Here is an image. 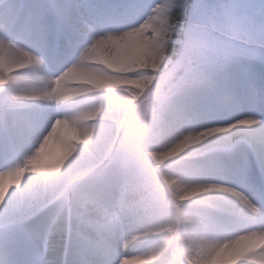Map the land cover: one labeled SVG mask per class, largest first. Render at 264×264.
Instances as JSON below:
<instances>
[{
  "label": "rangeland",
  "instance_id": "obj_1",
  "mask_svg": "<svg viewBox=\"0 0 264 264\" xmlns=\"http://www.w3.org/2000/svg\"><path fill=\"white\" fill-rule=\"evenodd\" d=\"M86 1L87 0H79L80 7H86ZM136 1L139 5V10L143 9V12H131L132 14H128L131 23L134 24V21L137 19L140 20L143 17L150 18L154 21L151 27H148L147 29L135 30L133 33L135 37L129 40V43L133 47L139 45L140 40L148 41L147 43L150 46L140 57V60L131 62L128 68L122 70L123 72L121 74L118 72L108 73L105 72V66H107L105 63L107 62H105L104 53L100 54L98 50H91L88 53L89 57L94 60L98 67L95 68L88 65V59L85 58L84 63L81 65V68L78 69V71L82 69L84 73L82 76L85 77L84 81L87 82L83 84V87L76 86V88L70 89H76L73 90L74 92L69 91V93L67 90H64L62 93H66L67 95L71 94L70 96L81 93L101 94L103 92L94 88L95 84L91 79L94 76L99 78H110L113 81V87L111 88L112 90L108 95H100L103 97L99 99L101 100L108 98V100H106L107 102L111 100L122 103V110H124V114L122 116H118L119 118H117V120H120V122L117 129L112 131V142L110 146L105 149V152L102 155L100 154L96 159H94V166L99 165L105 159L107 154L110 153L115 141L120 134L121 143H117V148L115 146L113 149H116V151L115 154L113 153L112 158H115V160L118 159L120 163L123 161L126 163L127 161L130 171H139L143 175H145L143 173L145 172L147 175L149 174L147 177L150 179L153 177V172L155 171V166L152 161L158 165H169L164 162L166 160L164 156L159 155L158 151L152 150L154 142L151 140L150 136H152L151 126L153 121V112H150V118L148 117L149 122L147 124L143 115L147 113V111H150V105L153 102L151 99L157 102L159 95L164 94V92H168V83L176 78H180L183 75H189L191 80H201L218 76L223 71L222 69L226 67L224 65L227 64L228 61L234 60L235 62H242L244 57L250 58L249 60L257 61L263 58L262 62H264V0H191L188 11L183 13V17H185L184 22L174 20L172 14L175 8L180 7V5L185 6L187 0ZM17 2L18 0H15V3ZM48 2V0H40V3H43L44 5H48ZM70 2L71 0L62 1V8H69L71 6ZM10 11L14 12L13 10ZM12 17L13 14L12 16L9 15V19H12ZM143 23L141 22L140 25L143 26ZM2 30L3 28H0V33ZM29 31L30 30L27 32ZM3 32H5V29ZM115 36L120 37V34L116 33ZM124 42L125 40L122 42V44ZM168 42L170 43L169 48H173L178 51L177 58L173 62L171 61L170 57L164 53L165 46ZM12 45L13 44L10 43V41L5 42L3 37L0 35V76L8 72L4 66L9 64L8 61L11 59L12 55L19 57L22 59V61L26 60L24 63L22 62L21 64H18V66L22 65V67L25 68L24 71L27 70V63H32L33 61L40 67L46 68V65L44 66L42 64L43 62L39 61L32 55L29 56L22 51L14 54V52L17 51ZM111 50L113 52L114 48L110 49V51ZM258 57L261 58L257 59ZM158 60L161 62H158ZM14 67H17V65ZM25 77L30 81H34L32 73H26ZM53 80L55 79H52L51 82L56 83ZM15 81L16 79H13L12 83H8V86L5 85L3 88H0V135H9V139L12 140V146L14 147L15 151L17 150V153L21 155L16 157L15 154L14 158V154H11L13 148H4L6 153L8 155L10 154L11 159L7 163L8 168L6 167L4 169L5 176L8 178L9 194L0 198V264H6V262L3 260L5 257L4 251H8L7 246L9 245L8 243L10 242V238L19 240L15 236V229L16 227L20 226L18 222L20 220L27 219L30 215L38 211L51 200L59 198V196H63L64 191L69 189L74 184L75 180L77 179L76 177H80V174H83V172L86 171H80L82 168L78 170L75 169V171L67 175L62 167L60 169H55L56 167L54 165V157H48L46 166L43 167L40 163L39 156L33 155L30 153V150L25 152V154L22 153L21 145L14 137V130H9L10 127H7L5 118H2V116H6V114L14 116L16 111L25 109L26 107L19 99H16L14 95L10 93L9 87H11ZM50 83L44 85L45 87L36 85L28 90L29 94L40 92L42 97L33 107H31L30 113H32L29 117L35 115L34 113H42L50 116L51 118H55V116L60 113L58 121L64 123V125L66 123L72 122L74 119L69 113L73 105L68 106L69 110H66V113L64 112V109H66L65 107L56 108V103L61 102L63 99L60 98L57 100V97L55 96V88H50ZM58 90H60V88ZM231 98L236 99L237 93L235 92ZM71 100V98H65L63 102L65 101L67 103ZM101 103L104 102L102 101ZM74 106L76 111L79 112V104ZM97 106L99 105H96L93 108H96ZM21 118H23V116H21ZM260 121L261 120L258 118V116L238 115L231 118L229 125L227 124L226 126L224 124L221 125V127L225 126L226 128H229L231 126L250 124L254 122H258L262 125V122ZM141 122L145 124V126L149 125L148 130L144 135L135 129V126ZM99 127L100 126H95L93 123L88 121H81L79 124L74 125L73 131H68L67 128H60L58 130L59 135L55 139V142L58 143L59 146L55 147V150L63 154L64 144L73 148H77L75 143L77 140H81L79 134L82 133L81 131L87 130L90 133H93ZM248 137L249 135L244 136L243 138ZM139 144L141 145L139 146ZM164 144L166 145V142ZM226 145L230 146V141H227ZM254 146L259 152V156L262 160L264 156L262 151L256 144ZM76 150L77 149H75V151ZM152 152L156 153V155H153ZM185 153L187 152L184 151L181 153V155L178 154V156H182ZM87 155L92 156V153L90 154L89 152ZM123 155L124 158H126V161L124 160ZM34 166H37V169H35ZM94 166H91L88 169L91 170V168ZM170 166H168V168ZM168 168L166 169V172L159 174V176L162 175L163 179H167V181L171 183L172 188L170 191L174 192L179 189L178 185H185L188 180H186L185 177L176 175L174 171H170ZM174 170H176L175 166ZM62 173L64 174L65 179L62 182H58L56 177ZM42 176L44 178L43 185L41 184ZM204 180L206 179H194V182L192 183L197 185H210ZM151 181L153 182V180ZM200 181H202V183H199ZM158 182L159 179H156L152 183V189L154 188L155 190L156 186H159ZM147 184H149V182H146L142 188H145L144 191L149 190L147 189L149 187ZM160 191L162 190L160 189ZM165 195L168 197V194ZM117 196H120L124 200L129 199L130 202L132 201L131 195L127 196L122 191L120 195ZM181 196H183V194ZM167 197L164 198V195L162 194L158 198H160V200L165 203L168 202ZM160 205L161 203H157V210L155 211V214L159 216L167 215L171 221V225H174L178 219L176 216L177 212L170 211L171 207L170 204L168 206V203H166L164 209H158ZM82 206L83 205L81 203V213H77L75 216L71 215L72 212L70 213V223L68 225L65 220H63V223L62 219H58V221L55 223L51 222L52 225L50 226L52 227L48 226L49 218H44L41 221L44 224L46 223L47 229H45V233H50L53 228L56 229L54 232H58V238H56V234H50V240L45 244L50 247L54 246L56 248V256V254L59 255V253H63V249H66V240L72 239L71 233L69 235V232L74 231L72 229L80 230L85 234H98L100 237H102L104 243L112 246L113 248L115 247L117 251L120 252L122 258L121 264H125L127 259L130 258L125 255V252L128 249H122L120 238L114 239L111 237L113 235L118 236V233L120 234V230L116 227L115 223L110 229H108L106 226L99 223L97 219V216L102 214L101 212L105 209H97V207H93L92 210L88 211V208H85L84 210V206ZM109 214L112 215L111 212H109ZM126 218L127 217L125 216V219ZM24 227L27 229L26 226H23V229ZM173 228L176 230L175 225ZM136 229H134V225L131 223L128 224V227L124 228V232L126 233L132 230V232L135 233ZM186 230L187 226H184L183 233H180L182 241L185 239V242L181 246L182 250L180 254L178 253L179 255L177 254L174 256L172 263L170 264H204L206 260L201 259V255L204 250L200 247L196 248V246H193L191 243L187 242L188 240H186L185 235ZM193 231L208 239V241H219L214 236L212 238L208 237L207 234L199 231L195 227L193 228ZM3 232L7 233L4 237L2 236ZM28 233L31 232L29 231ZM139 238L137 241L141 240V238ZM110 239H112L113 242ZM233 240L235 239H229V241H227L231 242ZM72 241L68 244L70 245ZM80 241L82 242V239H80ZM223 241L227 242L226 240ZM32 242L35 247L41 245V241L32 240ZM74 242L75 241H73V243ZM82 245L86 248L84 243ZM36 249L38 260H36V255L32 256L30 253L25 255L24 249L19 261L25 262L23 259H25V256L28 258L29 254L30 259H32V264H63L59 261H47V258L50 259L52 255H50V251L48 252V250H45L44 247H40L39 249L36 247ZM80 251L81 249H79L77 253H80ZM89 251L90 250H84V254L81 251V254L84 255L85 258H82L83 260L80 264H96L100 262L98 260L100 257L97 254L92 256V252L90 251V253ZM30 259L28 258L29 261Z\"/></svg>",
  "mask_w": 264,
  "mask_h": 264
},
{
  "label": "bare ground",
  "instance_id": "obj_2",
  "mask_svg": "<svg viewBox=\"0 0 264 264\" xmlns=\"http://www.w3.org/2000/svg\"><path fill=\"white\" fill-rule=\"evenodd\" d=\"M33 1L29 7L32 11H36V18L39 19L41 17V7H36V3L34 7L32 5ZM77 1L72 4V12L67 15L69 20L67 18L66 19L68 23L72 22V24L70 23L72 27L74 26L76 29L86 31L87 36L91 39V41L87 42L89 52L91 50H98L100 54L104 53V59L105 62H107L105 63L107 64V66H105V72H118L121 74L123 72L122 70L128 68L131 62L140 60V57L150 46L147 43L148 41L140 40V44L133 47L129 43V40L135 37L133 35L135 31L128 28L121 30V28L118 27V21H113L112 19H108L107 17H103L101 15L102 13L108 15V12L110 11L106 3H103L100 0H93L90 7L84 10L80 7V4ZM36 2L38 6L41 5L38 0H36ZM0 4L6 9L17 7V5H15V0H0ZM153 22L154 21L152 19L145 17L143 26L139 29H147L148 27H151ZM70 25L62 23L61 27L62 29L64 27L66 30L72 32L73 30ZM116 33L120 34V37H116ZM124 40L125 42L122 44ZM112 48H114L113 52L112 50L110 51ZM15 53L17 54L18 51L14 52V54ZM85 58L88 59V65L95 68L98 67L94 60L89 57V54L86 53ZM260 58L261 57H258L257 59ZM249 59L250 58L246 57L243 58L246 62H258L257 60ZM10 60L8 61L9 64L4 66L8 72L0 76V88H3L5 85L8 86L9 82L12 83L13 79H16L15 83L9 87L10 93L26 106L25 109L16 111L15 115L7 121L10 129L14 130V137L21 145L22 153L25 154V152L30 150V153L33 155L39 156L40 163L43 167L46 166L48 157H54L55 169H60L62 167L67 175L75 171V169L78 170L82 168L80 171H83L87 170L91 166H94V159H96L100 154L102 155L105 152V149L109 147L112 142V131L117 129L120 122L117 118H119V115L122 116L124 114V110H122L123 104L117 101H111L110 99L108 102L106 100H102L104 103H100L96 108L92 107L84 109L83 111L73 115L74 120L70 123H66L65 125L64 123L58 121L59 116L51 118L50 116L42 113H34L35 115L29 117L32 113H30L31 107H33L42 97L40 92L29 94L28 90L36 85L45 87L44 85L49 84L51 82L48 76L49 71L43 70V68L34 61L32 63H27V70L24 71L25 68L22 67V65L18 66V64H21L22 62L24 63L26 60L22 61V59L14 55L11 56ZM259 61L262 62L263 58ZM158 62L161 61L158 60ZM16 65L17 67H14ZM80 68L81 64L78 63L74 68L76 71H69L62 79H59L58 81L53 80L56 83H50L49 87L55 88V96L57 97V100L60 98L63 100L65 98H71L72 100L68 102V104H81V101L84 99H88L93 102V98L94 101L100 100L99 98L103 97L100 95H108L112 90L113 81L110 78H99L94 76L91 79L95 84L94 88L98 89V91H102L103 93H81L73 96H70L71 94L67 95L66 93H62L64 90L74 92L73 90L76 89H70L76 88V86L83 87V84L87 82L84 81L85 77L82 76L84 74L82 69L78 71ZM26 73H32L34 81H30L26 78ZM59 88L60 90H58ZM262 93L264 95V91ZM63 100L58 102L56 105L59 106L61 104V106H64L66 102H63ZM164 107L165 104L160 109L155 111L154 115L156 121L152 122L151 130L154 142V148L152 147V150H156L159 152V155L164 156L166 159L164 162L174 166L182 162L187 165L189 163L196 162V159H200L202 155L213 154L217 151L220 152L221 155L226 156V160L230 161L228 164H231L233 159L236 161L238 160V162L242 161L241 163L251 168V174L255 173V175H259L260 172L264 175V156L261 160L259 152L254 146L256 144L264 155V116L263 118H259L262 125L258 122H254L226 128L225 126L221 127L218 123H215L212 126L205 125L194 127L195 125H190L189 117L190 115L195 113L197 114L198 111H201L202 106L200 107L194 103L184 105V107L177 110V113H173L175 110L170 108L169 114H172L164 115V117H162V109ZM207 107L209 108L212 106L207 105ZM21 116H23V118H21ZM180 120H185L186 122L181 123ZM81 121H88L93 123L95 126L100 127L93 133H90L87 130L81 131L82 133H79L81 140H77L75 143L77 148L64 144L63 154L55 150V147L59 146L58 143L55 142V139L59 135L58 130L60 128H67L68 131H73L74 125L79 124ZM229 123L227 124L229 125ZM227 124L225 125L227 126ZM243 135H249L250 138H243ZM227 141H230V146L226 145ZM163 142H166V145ZM75 149L77 150L75 151ZM184 151L187 153L182 156H178V154L181 155ZM89 152L90 154L92 153V156L87 155ZM153 155H156V153H153ZM120 167H123L124 169L125 165L117 162L111 166L114 171H117L118 169L120 170ZM34 168L37 169V166H34ZM160 168L167 169L168 165L165 166L164 164H160ZM62 174L56 177L58 182H62L65 179L64 174ZM111 174L112 173L107 172L106 176L111 178ZM176 175H179V173L176 172ZM114 178L122 187L121 182H123V179L121 172H116ZM250 178L248 182H245L250 186V192L258 194L263 198L262 195L264 194V186L261 187L256 185V181L252 178V176ZM43 179L44 178L42 176V185ZM131 180L130 188L127 192H125L132 197V203L128 199L129 204L134 205L136 208H140V205H142V208H144V205L149 203V210L147 209L142 212L144 213L142 216L146 220V223H143V220L139 218L137 224L140 226L137 227L135 233L131 231L127 234L128 241L136 246L137 250L135 254L137 256L138 249L146 247L151 243L157 244L154 248H150L140 256L134 257L135 259H127L125 264L172 263V259L179 251L178 234L181 232L180 228L174 230L173 227L174 225L181 227L183 224H187V227L189 226L185 233L187 235V242L196 246V248L200 247L204 250L201 255V259L206 260L204 264H264V225H262L255 234L250 233V235L247 234L231 242H228L229 239L227 238L225 240L228 241L224 242V239L219 237L217 234H211L208 232L209 227H217L210 221H206L208 220V214H220L221 212H225L231 217L243 219L244 221L248 220L247 222L249 225L260 222L262 223V221L264 223V216L262 217L259 213L253 211V198L251 196L247 194L243 195L242 193L231 189V187H225L222 183H220L221 186H211L202 184L197 185L189 181L185 185H178L179 189L171 192L170 182L162 177L159 178V188H156L154 192L151 193L149 190L144 191L145 188L142 189L144 184L149 181V178L141 172L135 171L133 176H131ZM258 183L261 182L259 181ZM161 185L165 186L164 189L161 188ZM224 185L229 186V184ZM165 193L170 194L168 200L175 199L177 201L175 204L177 207L172 206L171 208L179 209L181 214L180 219H178V222L174 225H171V221L167 215L159 216L155 214V221L148 220L145 216L147 213L156 211L157 203L162 201L158 197ZM8 194V178L5 176V170L0 167V198L5 197ZM180 194H183V196ZM162 207L163 204L160 205L158 209H161ZM97 217L99 223L101 224L112 223L110 215L103 213ZM199 218L202 219L206 226L203 225V222L200 223ZM186 220H188V222H186ZM252 220H254V222H249ZM67 223H70V219H68ZM237 226L239 225L233 224L230 228H232V231L236 232L246 230V227L241 228ZM191 227H195L199 231L207 234L208 237L212 238L214 236L219 241L213 239V241H208V239L194 232ZM216 229L220 231L222 228ZM51 233L56 234V238H58V232H54L52 230L50 231V234ZM233 235L236 236V233H233ZM137 237L143 238L140 247H138L139 242L137 241ZM43 238L47 239L48 237L44 235ZM110 240L112 241V239ZM105 249H111L116 255L119 254L115 248L112 246L110 247L108 244ZM122 249L130 250L127 243L122 244ZM55 252L56 248L52 246L50 253L53 256V259H60L61 254L59 253V255L56 254L55 256ZM110 263L113 264L114 262L110 261ZM10 264H16L15 260H13ZM96 264L101 263L99 262Z\"/></svg>",
  "mask_w": 264,
  "mask_h": 264
},
{
  "label": "trees",
  "instance_id": "obj_3",
  "mask_svg": "<svg viewBox=\"0 0 264 264\" xmlns=\"http://www.w3.org/2000/svg\"><path fill=\"white\" fill-rule=\"evenodd\" d=\"M190 2H191V0H187L185 3V6L180 5V7L174 9L173 14H172V17L174 20L181 21V22L185 21V17H183V13L188 11ZM169 44H170L169 42L166 44L165 49H164V53L168 57H170L172 61H174L177 58L178 51H176V49L169 48Z\"/></svg>",
  "mask_w": 264,
  "mask_h": 264
}]
</instances>
